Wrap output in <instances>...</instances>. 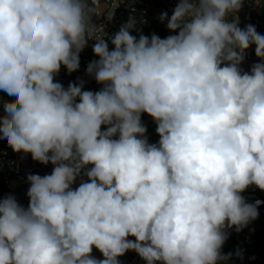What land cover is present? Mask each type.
<instances>
[{"label": "clouds", "instance_id": "clouds-1", "mask_svg": "<svg viewBox=\"0 0 264 264\" xmlns=\"http://www.w3.org/2000/svg\"><path fill=\"white\" fill-rule=\"evenodd\" d=\"M243 3L179 0L159 17L178 34L137 39L130 18L110 51L93 22L99 0H0V90L15 97L0 139L54 165L27 176L26 209L0 199V264H119L130 250L146 264H227L226 230L259 215L241 193L264 191V36L238 26ZM90 39L99 59L86 71L104 87L54 82L61 66L78 70ZM253 44L261 62L242 72Z\"/></svg>", "mask_w": 264, "mask_h": 264}, {"label": "built area", "instance_id": "built-area-1", "mask_svg": "<svg viewBox=\"0 0 264 264\" xmlns=\"http://www.w3.org/2000/svg\"><path fill=\"white\" fill-rule=\"evenodd\" d=\"M178 2L179 0H122L119 6L115 8L113 18L108 20L107 13L113 8V0H99L97 6L99 16H94L93 22L102 27L103 31L98 32V36L106 40L110 51L114 49L111 38L130 18H134L136 21L135 27L131 30V35L137 39H139L141 34L149 38L156 34L163 39L170 35L178 34V32H172L167 29L166 20L161 22L159 19L162 13H167L171 17ZM235 15L239 18L238 26L241 29L251 24L260 35L264 36V0H244L242 8ZM232 19L233 16L229 15L228 20L231 21ZM95 43V39H90L87 46L79 54L80 63L77 71L69 73L64 66H61L59 73L54 78V82L60 83L65 89L68 88L70 83L79 86L82 82V91H100L104 85L98 84L94 76L88 75L86 71L90 62L99 59L93 53V45ZM255 47L254 44L250 45L249 49L244 53V60L239 66L242 72L250 73L251 67L261 62L255 55ZM14 100L15 97L9 96L0 90V116L5 114L3 103ZM76 102H79L78 98ZM141 123L146 128L145 137L148 143L158 144L160 137L156 132L157 125L153 118L147 113H142ZM106 129L107 126H104L102 131ZM113 138L116 139L118 136ZM91 167L89 165L82 171L81 175L72 184V189L78 188L81 182H88V177L84 173ZM53 168L54 165L51 163L44 165L34 161L30 153L14 152L8 146L6 139H0V182L3 188L8 190L15 197L18 204L25 209L29 204L27 191L30 184L27 182V176L30 174H38L41 177L50 175ZM241 195L244 197L245 202L249 204H255L256 201H260V204L257 205L258 218L251 221L240 232H236L235 227L227 229L228 239L225 241L221 251L227 248L233 249L236 264H259L262 259L256 238L259 229L264 226V191H261L255 185H251ZM128 239L134 241L135 237L130 236ZM237 252L240 253V256L236 255ZM91 256L97 260L104 259L96 248H93ZM117 259L119 264H146V261L141 259L135 251L131 250ZM157 264H160V262H157Z\"/></svg>", "mask_w": 264, "mask_h": 264}, {"label": "trees", "instance_id": "trees-1", "mask_svg": "<svg viewBox=\"0 0 264 264\" xmlns=\"http://www.w3.org/2000/svg\"><path fill=\"white\" fill-rule=\"evenodd\" d=\"M262 231H264V226H262V227L259 229V231H258V233H257V238H256V239H257V243L259 244V253H260V255H261V259H262V262L259 263V264H264V248H261L260 243H259V235H260V233H261ZM222 253H224V254L232 253V257H231V259L227 262V264H236V261H235V254H234L233 249H231V248H227V249L223 250Z\"/></svg>", "mask_w": 264, "mask_h": 264}, {"label": "rangeland", "instance_id": "rangeland-1", "mask_svg": "<svg viewBox=\"0 0 264 264\" xmlns=\"http://www.w3.org/2000/svg\"><path fill=\"white\" fill-rule=\"evenodd\" d=\"M105 125L101 126V130ZM8 195H11L8 190H6L5 188H3L1 182H0V199H3L5 196L7 197ZM259 243L261 248H264V231H262L259 235Z\"/></svg>", "mask_w": 264, "mask_h": 264}]
</instances>
